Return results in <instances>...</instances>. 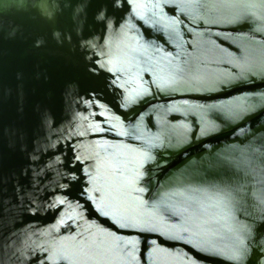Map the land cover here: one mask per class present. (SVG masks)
Segmentation results:
<instances>
[{
	"label": "water",
	"instance_id": "obj_1",
	"mask_svg": "<svg viewBox=\"0 0 264 264\" xmlns=\"http://www.w3.org/2000/svg\"><path fill=\"white\" fill-rule=\"evenodd\" d=\"M0 264H264V0H0Z\"/></svg>",
	"mask_w": 264,
	"mask_h": 264
}]
</instances>
